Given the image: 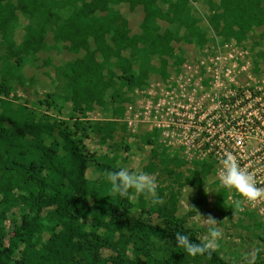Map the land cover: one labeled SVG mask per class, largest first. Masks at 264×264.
I'll return each instance as SVG.
<instances>
[{
	"label": "trees",
	"instance_id": "16d2710c",
	"mask_svg": "<svg viewBox=\"0 0 264 264\" xmlns=\"http://www.w3.org/2000/svg\"><path fill=\"white\" fill-rule=\"evenodd\" d=\"M4 1L0 0V43L7 50L0 63V264H230L216 252L210 259L193 258L175 240L180 232L200 242L178 216L184 187L198 194L192 202L198 211L210 203L217 219L236 215L226 190L213 181L211 162L191 163L189 176H184L181 169L188 163L180 151L164 148L155 131L141 132L140 139L151 146L142 171L165 176L157 182L164 203L153 205L143 195L134 202L113 195L103 177L105 171L120 169L117 161H126L118 152L129 147L115 140L116 133L128 131L126 125L81 119L108 107L121 117L135 88L178 72L186 61L184 46H196L200 55L206 54L213 34L223 42L235 40L249 51L253 71L264 73V0H203L206 17L203 8L194 7L198 0ZM120 6L141 11L138 32H131ZM19 18L25 24L16 46ZM204 18L208 32L200 27ZM47 37L56 47L46 44ZM55 49L70 56L55 68L57 77L44 74L60 93H48L37 105L55 111V99L62 95L71 105L68 121L38 114L12 94L10 85L13 80L25 84L20 71L28 59L32 65L39 54ZM50 59L45 65H51ZM90 136L116 152L97 157L85 144ZM171 177L175 183H164ZM195 214L191 209L187 216ZM253 215L243 214L239 225L247 237L261 240L264 224ZM255 264H264V259Z\"/></svg>",
	"mask_w": 264,
	"mask_h": 264
},
{
	"label": "built area",
	"instance_id": "2783aa9c",
	"mask_svg": "<svg viewBox=\"0 0 264 264\" xmlns=\"http://www.w3.org/2000/svg\"><path fill=\"white\" fill-rule=\"evenodd\" d=\"M213 38L206 54L186 60L178 72L135 88L123 124L132 135L144 127L159 133L160 142L180 150L189 164L211 162L219 183L221 161L232 153L264 187V73L253 71L249 51L235 40ZM223 188L234 206L239 195ZM243 207L235 216L253 213L264 224V199Z\"/></svg>",
	"mask_w": 264,
	"mask_h": 264
},
{
	"label": "rangeland",
	"instance_id": "374dc122",
	"mask_svg": "<svg viewBox=\"0 0 264 264\" xmlns=\"http://www.w3.org/2000/svg\"><path fill=\"white\" fill-rule=\"evenodd\" d=\"M11 2L15 3L16 0H5L4 3ZM195 8L202 9V16L206 17L207 12L204 10V4L203 0H198V3H194ZM121 13L129 22V26L132 33L138 32L139 29V23L142 17L141 11L136 10L134 12H130L127 6H120L119 7ZM25 24V20L23 18H19L18 24L16 26V31L14 34V41L15 45L19 46L22 38L21 35L23 34L22 26ZM200 27L202 28V31L208 32L209 26L204 18L203 22H201ZM210 32V31H209ZM213 37V35H212ZM214 41V38L212 42ZM46 44L49 47H56L54 41L51 40L50 37H47ZM264 51V45H262L261 48ZM182 58L185 60H192L200 56V50L197 49L196 46H184L182 47ZM7 50L5 48V45L0 43V63L2 58L6 55ZM50 56L51 65H45V60ZM70 59V56L66 55L64 52H60L58 50H52L50 53L43 52L38 55V60L34 64H30L29 59L26 62V65L21 69L20 74H22L25 78V84L20 85L17 81L13 80L10 85L12 88V94H16L18 98L21 99V103H26V105L34 110L35 112L45 113L51 117H57V119L61 121H68L70 114H71V105L70 103L66 102L64 98H62L63 93L59 94L60 96H57L55 101L57 103V109L55 111H46L45 107H38L37 102L39 100L45 99L46 95L48 93H57L59 91L54 90L55 86L54 83H51L50 79L45 76L44 74H49L52 78L57 77V74L55 72V68L61 67L64 63H66ZM13 62V61H12ZM1 66V65H0ZM62 86V84H60ZM60 93V92H59ZM59 112V113H57ZM114 111L110 107H108L105 111H96L93 114H89L87 118H82L81 120H87L91 122H104V121H110L115 120L119 123L123 124V118L124 115L121 117L114 116ZM145 130V131H144ZM146 130H150L148 127H144L141 131H138L136 135H132L129 131L126 132H118L116 133L115 140L120 143V141L125 142V146L129 147V150H120L118 152V156L121 159H126L124 162L123 160H119L116 162L117 166L119 168H128L130 171H142L143 167H145L149 162V156L151 151V146H147L143 143V141L140 139V136L143 135L141 132H146ZM150 132V131H147ZM157 133V132H156ZM158 137L157 140L160 142V135L157 133ZM161 143V142H160ZM85 144L87 145V149L95 154L97 157L102 158L104 155L113 156V153L116 151H111L108 146H102L99 145L97 140L93 138V136H90V139L85 141ZM159 144V143H158ZM161 145L166 148L162 143ZM172 152H179L180 150H171ZM113 152V153H112ZM181 153V152H180ZM191 168V165L188 163V166L181 169L184 176H189V173L186 169ZM88 176L92 177L91 170L88 172ZM98 176V175H97ZM156 181H162L165 176L162 174H153ZM96 177V176H95ZM171 178L165 179L164 183H175V181H172ZM212 178L213 181H217L214 171L212 172ZM218 182V181H217ZM219 186L220 183H218ZM176 188V186H175ZM204 194L206 196H209V192L206 187L203 188ZM134 202H137V198L139 196H135L132 193ZM141 196V195H140ZM198 197V194L195 190H192L189 187H184L181 192V197L178 204V216L181 218H184L187 223V227L191 228L197 235L200 240V242L203 240L205 236H207L208 231L207 227L204 225L203 219L199 216V214L196 212L195 215L187 216L188 212L193 207V200ZM145 198V197H144ZM146 201H149L150 199H145ZM210 200H208L209 202ZM199 213L202 215V217H206L208 214H211L213 217H215L214 212L210 208V203L204 204L202 206V209L199 211ZM206 213V215H204ZM254 221L259 222L260 220L256 215H253ZM216 218V217H215ZM241 219L240 216H233L230 219L229 218H216L218 223V227L223 232V237L219 241L220 248L216 251V253L219 255L220 258H222L224 261L229 262L230 264H247V261L243 259V256L245 254H251L256 249H260L259 253L256 256L255 262L258 261V259H264V238L259 240L255 236L253 237H247L244 234V231L239 225V220ZM105 254H108V251H104ZM251 258V257H249Z\"/></svg>",
	"mask_w": 264,
	"mask_h": 264
},
{
	"label": "clouds",
	"instance_id": "9594fccd",
	"mask_svg": "<svg viewBox=\"0 0 264 264\" xmlns=\"http://www.w3.org/2000/svg\"><path fill=\"white\" fill-rule=\"evenodd\" d=\"M222 163V169L219 172V180L222 187L234 190L240 197L234 201L235 210L244 211V203L251 207H256L257 203L264 199V187H258L255 177L241 167L238 160L232 153H226ZM103 177L111 185V193L119 197L132 199L130 190L135 196L143 195L145 199H150L153 205L164 203L163 198L158 194V184L155 177L143 171H130L128 168H120L118 171H105ZM194 209L203 219L207 227L208 234L199 243H193L187 234L177 232L175 240L179 248L183 249L189 256H207L211 258L212 254L220 248L219 241L223 237L222 230L218 227L220 223L211 214L202 217L197 209ZM260 249H256L251 254H245L243 259L247 264H255V259ZM251 257V258H249Z\"/></svg>",
	"mask_w": 264,
	"mask_h": 264
}]
</instances>
